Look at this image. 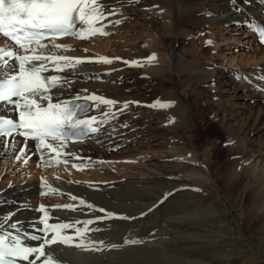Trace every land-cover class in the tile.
Returning a JSON list of instances; mask_svg holds the SVG:
<instances>
[{"label":"bare ground","instance_id":"obj_1","mask_svg":"<svg viewBox=\"0 0 264 264\" xmlns=\"http://www.w3.org/2000/svg\"><path fill=\"white\" fill-rule=\"evenodd\" d=\"M104 3L118 9L112 16L126 24L130 20L138 21L142 15L145 18L152 15L147 19V23L152 26L154 18H159L168 11L170 19L175 20L177 25L188 21L199 27L194 33H190L191 44L188 45H185L187 39L183 36L168 34L170 45L167 62L175 70V73L168 74L171 82L146 66L122 62L113 70H108L100 65L101 62L93 59V54L68 52L64 48L55 51L52 43L48 42V51L60 52L63 49L72 56H83L82 60L85 61L84 65L80 63L78 65L81 66L68 67L62 71L67 80L63 87L53 90L54 96L62 94L60 98L67 99L77 94L95 93L120 102H141L139 106L130 104L127 110L119 113V122L114 119L105 120L99 132L90 133L84 141L70 142L65 151L74 155L61 158L69 159L72 165L75 163L87 166L89 162L108 161L125 164L131 170L103 176L106 180L95 176L98 182L75 183L76 180L62 176L64 174L52 172H49L53 176L50 179L43 175V179L31 176L12 183L0 181V217L14 214L4 223L3 231L21 236L25 231L31 232V222L42 215L35 211L39 205L44 204L49 208L57 204L78 205V200L70 199L68 194L71 193L116 215L91 225L99 231L89 235L97 241L105 242L103 251H83L59 246L56 255L66 264L264 262V244L256 245L244 234L243 228L245 217L250 215L258 222L259 230L264 234V79L260 78L264 75V44L259 43L250 52L253 61L248 59L247 62L238 61L239 65L237 64L243 75L250 77L257 74L255 80H250L249 77H231L221 81L220 69L225 65L224 62L210 58L203 65H198L196 62L200 60L194 59L193 53L194 48L200 46L198 40L202 39V42L207 38L215 41L214 37L218 34L226 33L223 36L225 40L227 37L234 40L232 44L226 42L228 45L238 46L237 40L243 33L242 40L255 43L257 39L249 22L264 23V0H139L134 4L124 3V0H104ZM129 11H134L135 14ZM128 12L131 19L129 17L123 20V14H129ZM231 22L235 23L232 26H222V23ZM243 27L246 28L245 31ZM160 36L163 41L167 39L162 33ZM76 39L77 37L69 36L56 42L69 43ZM74 43L70 44L74 46ZM190 45L193 49L188 50L186 46ZM209 50L208 48L202 56ZM141 56L132 57L143 61L144 57ZM231 64L230 62L229 65ZM108 72L109 77L106 78L105 74ZM140 77L153 80V92L158 94L157 98L148 100L127 92L129 81ZM183 78H187L188 84L199 80L211 91L210 99L204 98L201 103L204 102L211 109L210 116L223 129L229 156L226 160L228 173L225 183L240 190L238 205L243 211L223 194L218 171L209 161L211 154L205 151L202 153L198 146L196 135L191 129L195 119L194 105L185 94L188 91L180 87ZM192 88L199 90L195 85ZM85 89L87 93H83ZM157 99L171 101L173 104L167 109L147 106ZM102 110H92L89 114L99 118ZM0 112L8 111L0 108ZM17 139L20 140L19 147H22L23 140L19 137ZM212 147L215 152L216 143ZM31 155L39 157L34 143L29 141L24 159L28 161ZM10 156L11 153L0 159H4L5 164L11 160L16 162ZM45 157L48 159L47 155ZM140 157L145 158L139 159ZM21 161L17 163L21 164ZM43 180H47L50 187L44 185ZM53 188L59 189L63 194H40L41 191L51 193ZM28 192L37 194L27 202L23 197ZM167 206H170L169 211L165 210ZM82 207L83 211L53 209V212L67 222L106 215ZM11 223H17V228H11ZM65 232L71 233L73 230L67 229ZM132 240L136 243H129ZM262 242L264 243V239Z\"/></svg>","mask_w":264,"mask_h":264},{"label":"snow or ice","instance_id":"obj_2","mask_svg":"<svg viewBox=\"0 0 264 264\" xmlns=\"http://www.w3.org/2000/svg\"><path fill=\"white\" fill-rule=\"evenodd\" d=\"M139 0H124V3H138ZM155 7V6H154ZM118 9L105 4L104 0H0V38H7L17 46L16 50L0 46V108L10 114L0 115V158L8 156L17 161L23 160L28 150V142L34 143L35 152L43 159L47 155L52 163H61L62 156H73L65 151L70 142L79 141L81 137L90 133H97L105 120L114 119L119 113L127 110L130 104L140 105V101L120 102L115 99L92 94H77L74 97L61 99L62 94L53 95V90L63 87L67 78L60 75H45L49 73V65L53 70L62 72L64 69L85 61L80 58H71L57 54H46L49 40L53 47L60 49L67 47L56 42L57 37L73 36L85 38L97 33L107 34L101 23L107 17L115 15ZM116 24L120 20L115 21ZM259 38L264 42V27H260ZM207 43H212L207 41ZM20 53V54H18ZM7 57L8 59H5ZM18 65L12 64V58ZM115 59H120L119 57ZM156 59L153 53L145 58L147 63ZM60 62H66L61 65ZM97 62L111 63L108 57H99ZM126 64L144 66V61H125ZM18 67V71H14ZM264 79V75H261ZM87 93V90H83ZM55 101V102H54ZM173 102H161L157 99L147 105L150 108L167 109ZM119 106V107H117ZM101 116L88 115L92 110H101ZM15 114V115H12ZM171 122V121H170ZM23 138V146L19 147ZM80 159V157H74ZM64 164L68 160H63ZM73 167L79 168L78 165ZM59 179V177H57ZM48 185L47 180L42 181ZM73 183V181H68ZM75 183H83L77 181ZM50 187V185H48ZM63 194L57 188L51 193ZM78 205H54L50 208L39 205L35 211L42 213L30 224L31 232L25 231L23 236L3 231L4 223L11 219L0 217V264H66L56 255L59 246H68L83 251L104 250L105 242L97 241L89 234L99 231L91 225L98 220L113 218L116 214L107 212L104 208H97L86 202L84 198L68 194ZM85 206L90 211L105 213V216L89 218L83 221H60L53 209L68 210L71 212L83 211ZM125 218V217H121ZM81 225L77 227V225ZM16 229L17 223H11ZM73 232L66 233L65 230ZM39 233V234H37ZM25 237L27 239H25ZM28 241L37 242L35 244ZM129 243H136L132 240ZM117 247V245H108ZM63 251V248H60Z\"/></svg>","mask_w":264,"mask_h":264},{"label":"rangeland","instance_id":"obj_3","mask_svg":"<svg viewBox=\"0 0 264 264\" xmlns=\"http://www.w3.org/2000/svg\"><path fill=\"white\" fill-rule=\"evenodd\" d=\"M129 12L131 14L132 13L135 14L134 11H129ZM130 13L129 14L124 13L123 20L129 19L131 15ZM147 17L148 18H145L142 15L139 17V19L137 18L138 21L136 19L135 22L130 20L129 24H126L125 22H122L121 19H119L120 23L116 24L115 23L116 18L114 16H109L107 17L108 19L107 22L106 20L101 22L104 25V29L107 34L98 33L92 36L91 39H88L86 41L81 39H76L75 41H69V43L71 42H75V43L74 46L72 44L66 45L67 47H69L68 52L75 53L82 51L85 54H93L95 56H98L96 54H99L101 57H108L112 59L111 63H103V62L100 63L102 67L108 70L109 69L113 70V68L116 65L125 61H131V60L136 61L134 60L133 57L142 55L141 57H144L143 60L144 66H146L148 69H151L156 73L161 74L165 80L167 81L169 80L171 82L172 79L170 78V76H168V74L175 73V70L174 68L171 69V66L167 62L169 56L168 48L170 45L168 34L172 36L173 35L183 36L184 39H187L185 45H188L191 44L189 42L190 33H194L196 31L195 29H197L199 25L193 24L188 21H184L181 24L178 23L177 25V23H175V20L173 21L172 19H170L168 11L162 13V15H160L159 18H154V22H151L152 26L147 23L148 21L147 19H150L152 15L150 16L147 15ZM233 23L235 22L225 23V24L222 23V26L223 27L232 26ZM128 25L130 26L128 27ZM245 29L246 28L243 27L244 31ZM161 33L163 35H166L167 39H164L166 42L163 41L162 38H160ZM243 34H241V37L237 40L238 46L228 45V44H232L234 40H232L231 38L229 40L228 39L229 37H227L225 40L223 36L227 35L226 33L223 35L220 34L215 35L214 37L216 38L215 41L213 39L211 40L207 38L203 39L202 42H201L202 39L198 40L200 46L195 47L193 52L195 53L194 59L197 58L198 60H200L199 62L196 63L198 65H203L204 62L206 63V60L210 58L212 59L216 58V60H221L222 62H224L225 65L223 66V68L221 69L219 68L221 75L220 80L223 78L225 80L230 79L231 77H236L239 79H241L242 77H249L242 74L240 68H238V65L239 62L240 63L245 61L247 62L248 59H251V61H253V58L252 57L250 58V52H252L259 44L256 41L255 43L250 44L251 42L248 43L246 42L245 39L242 40ZM207 41H211L212 43H207ZM241 43L242 46H239V44L241 45ZM186 47L188 50L193 49L191 45ZM208 48L210 49L209 52L204 56H202L204 52L208 51ZM56 50L58 49H55V51ZM151 53H155L156 59L158 58L159 59L158 60L155 59L154 63L152 61L150 64L146 62L145 58H147ZM120 55L122 56V60H120L121 59ZM117 57H119L120 59H115ZM242 58L245 59L242 60ZM230 62L232 63L231 65H229ZM84 63L85 62H83L82 65H84ZM235 64L236 65L238 64L236 68L234 67ZM134 74L136 73L134 72ZM232 74H234V76ZM105 75L106 78L109 77V72L106 73ZM256 76L257 74H252L248 79L255 80ZM128 84L129 87L127 92L128 93L130 92L132 96L137 95L148 100L155 99L158 97V94L153 92L154 90L153 80L149 81L142 77L138 79L132 78ZM194 85L197 86L200 91L193 89L192 87ZM208 86L210 87V85ZM180 87L184 91L185 90L188 91L185 94L186 96H189V101H191L192 104L194 105L193 109H194L195 119L191 129L194 131L196 135V140L199 148L201 149V152L203 153L205 151L211 154L212 157L211 160L209 161L218 171L219 182L223 194L232 201L233 205L237 206L239 210L243 211L238 205L239 203L238 201L240 199V190L237 187L232 186L231 184L225 183L226 182L225 177L227 176L228 173L227 172L228 165H226V160L228 159L229 156L224 143L225 136L223 129L210 116L211 109H209L204 102L201 103V101L204 100V98L205 100L210 99L211 91L207 88V86L203 85L202 82H199V80L192 81L191 84H188L187 78H183L181 80ZM197 99L198 102L196 103L195 101ZM117 118L118 117L114 118L115 122H119V118L118 119ZM215 143H216V150L214 152L212 145ZM144 158L145 157H140L139 159H144ZM64 160H68V163L64 164L63 160H61V163L59 164L52 163L48 159H46L45 161H41L38 158H35V156H31L27 161V163L21 161L22 162L21 164L20 162L17 163V160H15L16 162H13L14 160H11L12 163L11 161H9L6 162L5 164L4 159H0V181L12 183L13 181L22 179L23 177L25 179H28L29 177L31 178V176L32 177L39 176L38 177L39 179H43L42 178L43 175H45V177L50 179L53 176L49 172H52V174H57V175L64 174L62 176H66L67 178L74 179L76 181L98 182L99 180L95 178V176L102 178L103 176H107V175L113 176L115 174H120L122 172L123 173L126 172L127 170H131L128 169L125 164L116 163L117 164L116 165L115 163L108 161H100L99 163H95L96 161L89 162L87 166L78 165L79 168H77V167H73L69 159H64ZM72 162L74 163V161ZM263 163L260 165H263ZM18 164H20V166H18ZM30 171L31 173H29ZM46 171L50 175L47 174ZM102 179L106 180V178H102ZM36 194L37 192H29L23 197V199L27 200V202L31 201L35 198ZM165 210L169 211L170 206L169 207L167 206ZM258 225H259L258 222L255 219H253V216L250 215H247L245 217V221L243 222L244 234L249 239L253 240L256 245L261 246V243L262 245L264 244L262 242L264 239V234L259 230ZM262 250H264V246L262 247ZM257 262L258 264H264V262L261 260H258Z\"/></svg>","mask_w":264,"mask_h":264}]
</instances>
